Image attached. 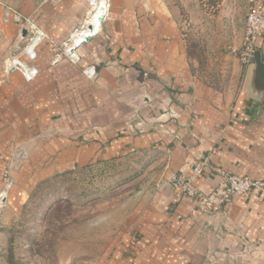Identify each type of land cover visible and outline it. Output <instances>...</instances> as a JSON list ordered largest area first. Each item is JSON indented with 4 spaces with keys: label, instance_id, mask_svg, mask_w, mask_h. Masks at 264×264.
<instances>
[{
    "label": "crops",
    "instance_id": "crops-1",
    "mask_svg": "<svg viewBox=\"0 0 264 264\" xmlns=\"http://www.w3.org/2000/svg\"><path fill=\"white\" fill-rule=\"evenodd\" d=\"M108 3L72 61L62 50L87 0H0V192L4 171L14 182L2 205L19 207L54 176L134 160L142 182L102 264H264V190L203 215L173 186L199 161L205 192L215 168L264 179V100L251 91V63L211 51L204 64L176 0ZM40 33L30 60L24 48ZM257 49L264 61V37Z\"/></svg>",
    "mask_w": 264,
    "mask_h": 264
},
{
    "label": "rangeland",
    "instance_id": "rangeland-1",
    "mask_svg": "<svg viewBox=\"0 0 264 264\" xmlns=\"http://www.w3.org/2000/svg\"><path fill=\"white\" fill-rule=\"evenodd\" d=\"M176 1L204 64L208 52L220 62L242 37L245 0ZM138 166L134 160L99 162L54 176L30 187L15 209L0 199V264H102L132 190L142 182Z\"/></svg>",
    "mask_w": 264,
    "mask_h": 264
},
{
    "label": "built area",
    "instance_id": "built-area-1",
    "mask_svg": "<svg viewBox=\"0 0 264 264\" xmlns=\"http://www.w3.org/2000/svg\"><path fill=\"white\" fill-rule=\"evenodd\" d=\"M87 4L88 12L85 19L82 24H80V26L69 35L63 46L62 54L72 61H77L78 59V56L75 53V48L79 44L91 39L100 31V28L95 31L93 29V24L89 21L93 11L91 0H87ZM245 6L246 12L241 44L239 48H232L231 52L238 57L242 64H250L252 55L257 49L258 41L264 37V0H245ZM107 14L108 11L102 19L101 24ZM23 19L29 25H32L30 23L32 20L29 17ZM32 28L35 27L32 25ZM77 34L79 35V38L77 40L73 39ZM42 38L43 35L41 33L40 35L38 34L30 38V42L24 48L25 55L28 59L32 60L35 58L36 53L34 48ZM12 65L21 67L27 79H31L36 74V70L33 67H26L18 61H12ZM84 72L90 76L94 75L92 69H86ZM206 167L205 161L196 162L193 164L188 175H180L173 180V186L175 187L177 194L184 196L192 205L193 211L199 214H216L225 210L232 201L233 196H243L264 190V179L254 178L250 175L229 174L215 168L213 171L219 176L218 183L210 191L205 192L198 188L195 182L202 170ZM2 181L3 189L0 192V199L5 197L7 190L13 183V180L7 171L3 172Z\"/></svg>",
    "mask_w": 264,
    "mask_h": 264
},
{
    "label": "water",
    "instance_id": "water-1",
    "mask_svg": "<svg viewBox=\"0 0 264 264\" xmlns=\"http://www.w3.org/2000/svg\"><path fill=\"white\" fill-rule=\"evenodd\" d=\"M250 86L255 98L262 104L264 100V61H262L259 49L254 51L251 59Z\"/></svg>",
    "mask_w": 264,
    "mask_h": 264
},
{
    "label": "bare ground",
    "instance_id": "bare-ground-1",
    "mask_svg": "<svg viewBox=\"0 0 264 264\" xmlns=\"http://www.w3.org/2000/svg\"><path fill=\"white\" fill-rule=\"evenodd\" d=\"M91 2V7L93 8V11L89 21L93 24V29L97 31L100 28L102 19L108 11L109 3L108 0H91ZM78 38V34L73 37V39L75 40H77Z\"/></svg>",
    "mask_w": 264,
    "mask_h": 264
}]
</instances>
